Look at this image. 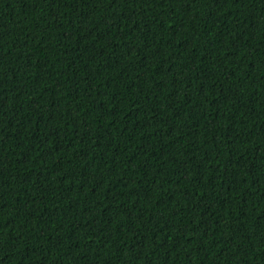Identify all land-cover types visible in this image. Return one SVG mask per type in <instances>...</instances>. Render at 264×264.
Here are the masks:
<instances>
[{
    "label": "trees",
    "instance_id": "1",
    "mask_svg": "<svg viewBox=\"0 0 264 264\" xmlns=\"http://www.w3.org/2000/svg\"><path fill=\"white\" fill-rule=\"evenodd\" d=\"M0 264H264V0H0Z\"/></svg>",
    "mask_w": 264,
    "mask_h": 264
}]
</instances>
